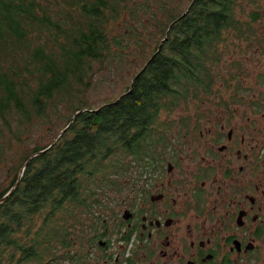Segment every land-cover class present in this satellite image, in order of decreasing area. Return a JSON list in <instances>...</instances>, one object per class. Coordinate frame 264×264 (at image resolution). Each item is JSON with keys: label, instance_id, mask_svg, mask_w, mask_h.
Listing matches in <instances>:
<instances>
[{"label": "trees", "instance_id": "trees-1", "mask_svg": "<svg viewBox=\"0 0 264 264\" xmlns=\"http://www.w3.org/2000/svg\"><path fill=\"white\" fill-rule=\"evenodd\" d=\"M260 7L261 0H191L186 9L181 0H0V166L10 164L0 186V264H85L71 251L74 223L118 191L129 158L144 165L159 147L160 112L214 91L223 42L231 31L249 40ZM143 17L162 41L125 92L90 104L98 70L126 58V30L147 48L127 24L145 26ZM121 19L128 27L112 35ZM62 114L67 123L55 131Z\"/></svg>", "mask_w": 264, "mask_h": 264}, {"label": "flooded vegetation", "instance_id": "flooded-vegetation-1", "mask_svg": "<svg viewBox=\"0 0 264 264\" xmlns=\"http://www.w3.org/2000/svg\"><path fill=\"white\" fill-rule=\"evenodd\" d=\"M154 126L145 175L122 181L72 254L85 264H263L264 113L160 112Z\"/></svg>", "mask_w": 264, "mask_h": 264}, {"label": "rangeland", "instance_id": "rangeland-1", "mask_svg": "<svg viewBox=\"0 0 264 264\" xmlns=\"http://www.w3.org/2000/svg\"><path fill=\"white\" fill-rule=\"evenodd\" d=\"M180 2V0H178ZM191 0H181L184 9ZM58 9V7H56ZM251 7H248L246 14L242 17L245 20H249L247 17L248 12L251 11ZM260 10L262 16L260 20L253 24L254 32L246 33L250 36V39L237 38L234 36L237 32L231 31L228 34L227 40L223 42L221 50L222 60L216 67L215 74V89L208 95L204 96L202 100L190 99L187 103L182 102L174 111H207L216 110L222 111H235L238 116L253 117L254 121L262 119L264 113V0H261ZM240 14V10H238ZM161 17V16H160ZM121 19L118 24L113 26L112 35L121 32L120 29L128 27ZM145 26L139 25L140 23L128 22L127 24L139 29L140 35L146 39V49L141 47L140 44H134L136 33H132L131 29L125 31L122 37L129 41L131 46L126 52L125 59L122 62L118 60L113 64L115 67L103 70L99 69L95 76V83L88 90L87 100L90 104L99 106L105 101L113 100L119 97L125 92L132 84L135 75L143 69L144 63L151 57L153 50L157 47V41H162V34L155 29L150 23L148 17H143ZM131 37V38H130ZM263 37V38H261ZM67 114H62L55 118V131L60 130L67 122L65 117ZM198 116V115H197ZM202 122L205 118L200 119ZM39 134H41L39 132ZM42 138V137H41ZM52 137H43L42 143H50ZM40 140V139H39ZM40 140V141H41ZM35 143H29L28 147L32 148ZM128 161V158H127ZM131 165L128 172L120 177L121 181H124L129 176L145 175V164H136L134 160L129 158ZM144 163V162H143ZM8 163H4L0 166V186L2 184L7 185V171L9 168ZM24 169H22V172ZM116 192H107L106 196H101V200L104 205L101 209H95V214L102 216L108 214L109 208L114 207L116 200ZM92 214L81 217V222L74 223L73 229L76 246L75 249L81 247V243H84V227L85 224L91 220ZM73 221H70L72 224ZM60 248V244L56 243ZM85 248V247H84ZM73 251V249L71 248ZM57 257L62 254L55 252ZM56 264H72L67 259L59 258ZM261 264V263H260ZM264 264V263H263Z\"/></svg>", "mask_w": 264, "mask_h": 264}, {"label": "water", "instance_id": "water-1", "mask_svg": "<svg viewBox=\"0 0 264 264\" xmlns=\"http://www.w3.org/2000/svg\"><path fill=\"white\" fill-rule=\"evenodd\" d=\"M166 39H167V38H166ZM166 39H165V40H166ZM161 46H162V43H161V45H160V48H161ZM160 48H159V51H160Z\"/></svg>", "mask_w": 264, "mask_h": 264}]
</instances>
